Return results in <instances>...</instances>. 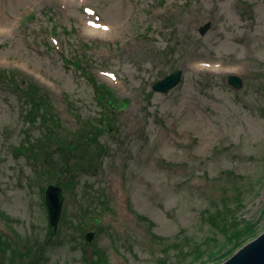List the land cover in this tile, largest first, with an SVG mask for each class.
I'll use <instances>...</instances> for the list:
<instances>
[{"label":"rangeland","instance_id":"1","mask_svg":"<svg viewBox=\"0 0 264 264\" xmlns=\"http://www.w3.org/2000/svg\"><path fill=\"white\" fill-rule=\"evenodd\" d=\"M0 13V71L48 93L64 143L18 155L24 110L0 79V264H175L207 243L192 264H219L233 236L252 225L241 247L264 230V0H0ZM175 70V87L152 90ZM100 83L122 106L98 101ZM58 169L76 181L58 184L53 231L44 191Z\"/></svg>","mask_w":264,"mask_h":264},{"label":"trees","instance_id":"2","mask_svg":"<svg viewBox=\"0 0 264 264\" xmlns=\"http://www.w3.org/2000/svg\"><path fill=\"white\" fill-rule=\"evenodd\" d=\"M57 29L56 26H52L51 32H55ZM76 60L72 62V64L75 65ZM83 69V67H81ZM84 75L88 77V80L93 84L96 82L92 76H90L87 72V70H83ZM0 79H5L3 81L7 82V84L16 92L19 93L24 114L23 119L26 121V128L22 129L20 132L23 135L22 140L20 141V144L16 147V152L18 155H25L28 158L33 157H43L44 154L50 153L49 150V143L51 140H53V136L55 135V141L57 144L63 145L64 143L61 142V138L58 136V132L55 129L56 126H59L58 121L56 119L55 114L52 112V102L50 101V97L48 93L45 90H42L40 86H38L34 81L31 79H26L25 76L20 74L18 71H7L3 70L0 71ZM94 93H96V98H98V101L104 104V105H111L113 108H115L118 105V108L122 106V102L124 100H117V98L114 97L112 91L108 88L104 87L103 83H100L96 86V89H94ZM99 94V96L97 95ZM40 127V133L38 136H34L30 134L28 131L31 127H36L39 129ZM100 128H97V131H100ZM87 134L83 139L85 141L91 142L93 141V144H97L96 151H99L100 153L103 152V148L99 146L98 137L99 135H94V132H91L87 129ZM93 133V134H92ZM82 148V146H81ZM71 151L69 147H63L60 152H62L64 155L65 153L63 150ZM98 152V153H99ZM99 156V155H97ZM78 165L84 166L82 163H78ZM53 175V178L56 179V184L58 185L59 182L62 186H64L65 190L68 191L71 186L74 185L76 178L72 177L70 180H62V170L58 169L51 173ZM63 219V218H62ZM218 227L217 225H215ZM248 227L246 230L247 232L243 234L237 233L235 236L231 238L232 243V249L227 252L229 254L232 253L235 249L239 248L242 241V238L250 234L251 228ZM219 228V227H218ZM220 229V228H219ZM220 231L226 235V238L230 237L232 235L231 231L228 230V227H225L224 230ZM3 237V236H2ZM0 234V239H2ZM212 239L214 241V238H209V240ZM216 240V239H215ZM5 240H3L0 244V246H4ZM204 244H206L204 242ZM215 246H218V241L216 240L214 242ZM212 246H210L209 243H207V247L202 249L200 245H195L194 248H191L190 251H183L182 249L178 250V252L175 254V257H177L175 264H192L196 262V260L203 255L205 252L210 250ZM234 249V250H233ZM100 255H98L97 259L93 261V264H99ZM160 264H167L165 259L159 260Z\"/></svg>","mask_w":264,"mask_h":264},{"label":"water","instance_id":"3","mask_svg":"<svg viewBox=\"0 0 264 264\" xmlns=\"http://www.w3.org/2000/svg\"><path fill=\"white\" fill-rule=\"evenodd\" d=\"M207 22L199 28V33L203 34L209 28ZM181 76V71L175 70L167 74L163 79L158 80L152 85L153 91L167 92L175 87ZM226 82L238 89L241 86V79L233 74L227 76ZM63 195L61 187L54 184H48L44 191V203L47 208L49 224L55 231L61 213ZM94 232L88 231L84 234L87 241L93 239ZM219 264H264V230L255 238L239 247L229 258Z\"/></svg>","mask_w":264,"mask_h":264},{"label":"bare ground","instance_id":"4","mask_svg":"<svg viewBox=\"0 0 264 264\" xmlns=\"http://www.w3.org/2000/svg\"><path fill=\"white\" fill-rule=\"evenodd\" d=\"M0 17H1V13H0ZM95 26H87L86 25V30L88 32V34L91 35H96V36H106L109 35V29L104 26L102 27L101 25H98V29L97 28H93ZM4 30V23L0 20V33ZM208 69L211 70H216L218 69V65H205ZM234 69L230 68V71H233Z\"/></svg>","mask_w":264,"mask_h":264}]
</instances>
